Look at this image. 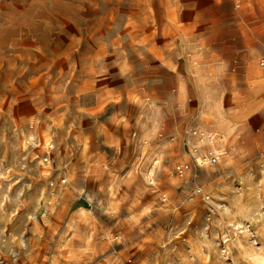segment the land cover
I'll use <instances>...</instances> for the list:
<instances>
[{
	"label": "rangeland",
	"instance_id": "rangeland-1",
	"mask_svg": "<svg viewBox=\"0 0 264 264\" xmlns=\"http://www.w3.org/2000/svg\"><path fill=\"white\" fill-rule=\"evenodd\" d=\"M0 264H264V0H0Z\"/></svg>",
	"mask_w": 264,
	"mask_h": 264
},
{
	"label": "crops",
	"instance_id": "crops-1",
	"mask_svg": "<svg viewBox=\"0 0 264 264\" xmlns=\"http://www.w3.org/2000/svg\"><path fill=\"white\" fill-rule=\"evenodd\" d=\"M226 66V65H225Z\"/></svg>",
	"mask_w": 264,
	"mask_h": 264
}]
</instances>
